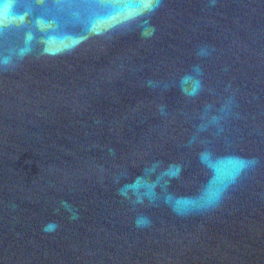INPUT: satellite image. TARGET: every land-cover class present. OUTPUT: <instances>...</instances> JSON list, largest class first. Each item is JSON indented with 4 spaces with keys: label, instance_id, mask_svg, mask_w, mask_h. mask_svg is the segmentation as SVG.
<instances>
[{
    "label": "water",
    "instance_id": "obj_1",
    "mask_svg": "<svg viewBox=\"0 0 264 264\" xmlns=\"http://www.w3.org/2000/svg\"><path fill=\"white\" fill-rule=\"evenodd\" d=\"M0 264H264V0H0Z\"/></svg>",
    "mask_w": 264,
    "mask_h": 264
},
{
    "label": "snow or ice",
    "instance_id": "obj_2",
    "mask_svg": "<svg viewBox=\"0 0 264 264\" xmlns=\"http://www.w3.org/2000/svg\"><path fill=\"white\" fill-rule=\"evenodd\" d=\"M157 0H144V6L151 8L154 3H156Z\"/></svg>",
    "mask_w": 264,
    "mask_h": 264
}]
</instances>
